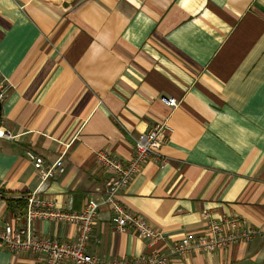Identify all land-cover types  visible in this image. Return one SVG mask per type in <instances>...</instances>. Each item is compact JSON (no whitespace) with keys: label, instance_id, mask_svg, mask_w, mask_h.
<instances>
[{"label":"crops","instance_id":"1","mask_svg":"<svg viewBox=\"0 0 264 264\" xmlns=\"http://www.w3.org/2000/svg\"><path fill=\"white\" fill-rule=\"evenodd\" d=\"M0 222L7 200L38 178L28 154L64 172L42 199L79 212L101 201L105 151L128 161L135 139L170 129L118 200L167 245L201 234L212 219H237L251 242L170 264H264V0H0ZM162 98H173L170 108ZM6 135H9L7 137ZM101 206L87 252L101 259L147 254V241L118 231ZM72 243L76 227L33 223ZM0 264H41L0 249Z\"/></svg>","mask_w":264,"mask_h":264},{"label":"built area","instance_id":"2","mask_svg":"<svg viewBox=\"0 0 264 264\" xmlns=\"http://www.w3.org/2000/svg\"><path fill=\"white\" fill-rule=\"evenodd\" d=\"M5 96V89L0 84V102ZM161 101L170 108L177 106L173 98H162ZM169 133L170 129L166 125L155 126L135 139L133 155L126 162L114 158L105 151L97 152L95 164L107 176L104 197L101 201L88 199L79 212L56 209L52 203L42 199L50 181L64 172L62 157L48 163L43 158L28 154L38 184L31 194L24 196L26 206L23 214L11 215L12 223L0 222V249L12 255L31 253L39 257L41 264H170L175 259L194 254H211L235 244L251 242L255 232L243 228L237 219L216 220L206 214L203 233L188 231L179 240L168 244L165 251H161L154 248L155 244L163 240L161 233L151 228L141 216L133 214L121 205L119 195L127 189L142 165L149 159L163 163L160 149L168 139ZM4 136L5 134L0 131V137ZM101 206L109 208L118 231H132L139 238L146 240L148 247L151 248L150 252L130 259L111 260L89 254L87 246ZM36 221L75 226L77 232L75 241L59 242L53 237L35 232L33 223Z\"/></svg>","mask_w":264,"mask_h":264},{"label":"trees","instance_id":"3","mask_svg":"<svg viewBox=\"0 0 264 264\" xmlns=\"http://www.w3.org/2000/svg\"><path fill=\"white\" fill-rule=\"evenodd\" d=\"M8 208L11 212L22 213L26 206V201L24 199L17 200H7Z\"/></svg>","mask_w":264,"mask_h":264},{"label":"water","instance_id":"4","mask_svg":"<svg viewBox=\"0 0 264 264\" xmlns=\"http://www.w3.org/2000/svg\"><path fill=\"white\" fill-rule=\"evenodd\" d=\"M0 118H1V102H0ZM0 128H1V121H0Z\"/></svg>","mask_w":264,"mask_h":264}]
</instances>
